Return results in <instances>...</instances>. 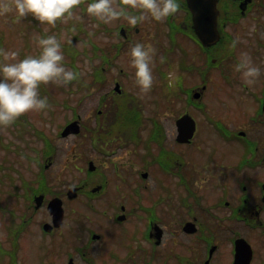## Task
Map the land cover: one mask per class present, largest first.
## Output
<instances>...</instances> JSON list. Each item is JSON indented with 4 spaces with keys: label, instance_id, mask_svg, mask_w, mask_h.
Returning <instances> with one entry per match:
<instances>
[{
    "label": "flooded vegetation",
    "instance_id": "af4514ba",
    "mask_svg": "<svg viewBox=\"0 0 264 264\" xmlns=\"http://www.w3.org/2000/svg\"><path fill=\"white\" fill-rule=\"evenodd\" d=\"M218 7L219 62L199 63L192 86H157L158 94L141 96L104 91L102 159L79 160L80 175L66 187L50 189L46 181L39 190L43 151L29 156L24 117L3 140L16 162L36 166L33 176L17 173L10 190L26 200L23 223L38 209L36 195H44L45 210L49 198L60 199L61 217L48 230L47 210L36 228L23 224L49 264H264V0H219ZM175 26L168 21L169 40ZM241 53L262 69L251 86L234 71ZM173 99L184 100L176 114ZM185 113L196 127L178 140L176 120Z\"/></svg>",
    "mask_w": 264,
    "mask_h": 264
},
{
    "label": "rangeland",
    "instance_id": "374dc122",
    "mask_svg": "<svg viewBox=\"0 0 264 264\" xmlns=\"http://www.w3.org/2000/svg\"><path fill=\"white\" fill-rule=\"evenodd\" d=\"M120 1L122 0H114L117 5H121ZM127 10L130 9L127 8ZM134 10L137 11L138 9ZM73 11L81 17L79 21L70 19L66 23H63L59 20L55 27L39 24L31 16L21 19H17L13 13L7 16H0V49L6 51L18 50L20 53L19 58L23 59L27 55L38 54L39 50L34 42V37L37 34L40 36L55 34L62 44L65 66L78 72L80 80L84 82L90 81L94 78L96 69L101 71L99 76L102 74L101 79L98 82H93V85L88 89H79L77 87L78 80L72 81L67 86L52 83L44 85L42 88L43 92L40 89V93L42 96H47L50 107L43 112H29L22 115L24 116L26 125L30 126L32 122L35 126L36 131L27 134V140H29V144H32L33 147L40 150L44 143L42 138L37 137L38 131L46 132L45 134L50 136L51 147L53 149L51 154L52 162L43 168L50 189H57L62 186L66 187L69 183H72L74 178L80 175L78 169L74 167V165H78L79 167V160L87 158H94V160L102 159L101 146L104 144L103 137L102 139H97L94 145L91 143V137L95 138L94 133H98L97 131L104 134V127L96 129L100 123L104 122V116L100 114L101 105L104 102V91L113 88L116 79H119L120 85L125 91L137 92L139 90L138 96L144 94L137 87L134 80V69L130 65V57L128 55L131 46L140 42L151 44L156 49L152 66L154 80L153 86L149 91L155 94H158L156 90L159 91L157 86L168 87L166 83H169V78L174 80L175 76H178V79L182 81V85L184 86H192L198 83L201 78L197 72L199 63L201 65H209L205 51L209 50L216 55V51L219 48L217 45L202 51L194 42V39L191 38L192 36L190 37L189 33H186L188 34L186 35L184 31L175 33V44L170 47L171 42L167 35L169 17L162 22L148 18L137 24V31L132 26L125 47L121 50L119 56L114 59L109 69L105 70L104 63L100 57L101 51L95 52L93 44L104 48V46L106 47L112 43H118L121 38L119 31L117 32L115 27L130 24L123 17L109 24H104L95 18L89 17L85 9L80 5L77 9H73ZM173 16L177 20H185L183 9H179ZM94 25L96 26L93 27ZM45 29H47V32ZM186 32H189V29ZM110 51L113 53L115 49L112 50L110 47ZM166 52L168 54L167 59L161 62L160 58ZM200 52H203V57L197 61ZM71 62L73 67L71 66ZM182 63L192 68L182 67ZM178 79L176 78L175 82H179L180 80ZM51 100L56 103L52 104ZM183 105V99H173L171 102L172 113L176 114L181 111ZM194 112L197 113L196 110ZM22 116L15 122L18 121L19 123ZM74 118H78L79 120L82 135L71 134L61 136L60 129L64 127L67 121ZM163 122L165 123L164 119ZM0 133L4 141L13 137V133L7 131L5 128L0 129ZM1 144L4 148H7V145L3 142ZM42 162L45 163L46 161L42 159ZM9 163L13 164L15 168L3 165ZM35 167V165H32V167L24 168L21 163L15 161L13 153L6 152L0 148V179L4 177V172H11L16 176L17 172L22 171L27 176L33 173V176L34 171H36ZM17 183L18 179L16 178H14L13 182H10L7 178H5L4 182L0 181V241L5 249H11L13 246L12 237L9 234L10 226L17 224L22 219V215L27 211L25 207L26 200L21 197V191L15 195L12 192L9 193V190L15 189L14 185H17ZM46 214L44 205L39 207L33 214L30 228H36L38 221L43 219ZM18 233L16 262L11 264H41L43 260L49 264L50 255L46 252V256H40L42 251L40 250L39 252L38 250L36 237L30 231H27L26 227L20 229ZM1 261L2 263L10 262L7 256L3 257Z\"/></svg>",
    "mask_w": 264,
    "mask_h": 264
},
{
    "label": "clouds",
    "instance_id": "9594fccd",
    "mask_svg": "<svg viewBox=\"0 0 264 264\" xmlns=\"http://www.w3.org/2000/svg\"><path fill=\"white\" fill-rule=\"evenodd\" d=\"M84 0H0V16L13 13L17 19L31 16L39 24L55 27L56 22L66 23L70 19H81L73 9ZM138 9L139 14H129L127 8ZM177 0H122V5L114 0H88L85 12L104 24L125 18L131 26L151 18L157 22L166 20L178 11ZM94 25L93 27H95ZM253 25L250 31L254 32ZM47 32V29H45ZM39 52L20 59L19 51L0 49V128L13 124L19 117L29 112H43L50 107L47 96H42L40 88L49 83L67 86L80 75L65 66L61 41L55 34L34 37ZM241 43L239 37L233 39L230 51ZM130 65L134 69V80L143 93L153 86V58L156 49L151 44L137 42L130 47ZM164 62V58H160ZM11 61V62H6ZM246 85H253L261 75L247 53H241L234 65ZM174 81L169 78L168 87Z\"/></svg>",
    "mask_w": 264,
    "mask_h": 264
},
{
    "label": "water",
    "instance_id": "95a60500",
    "mask_svg": "<svg viewBox=\"0 0 264 264\" xmlns=\"http://www.w3.org/2000/svg\"><path fill=\"white\" fill-rule=\"evenodd\" d=\"M188 8L192 13V28L198 36L200 42L204 46H212L220 39V32L217 26V18L219 15V9L217 7L218 0H186ZM123 32V29H121ZM115 89L119 91V85H115ZM195 97L198 96L196 93ZM178 128V140H184L191 136L195 122L188 114H184L177 119ZM79 131V124L77 120L69 122L62 130V135L68 133H76ZM89 168H93L92 162L89 164ZM75 188L68 189V196H72L71 192ZM43 195L35 197L36 205L38 207L42 202ZM47 210L52 215V221L55 222L56 218L61 217V204L60 199L57 197L51 198L47 203ZM45 229H49L47 225H44Z\"/></svg>",
    "mask_w": 264,
    "mask_h": 264
},
{
    "label": "trees",
    "instance_id": "16d2710c",
    "mask_svg": "<svg viewBox=\"0 0 264 264\" xmlns=\"http://www.w3.org/2000/svg\"><path fill=\"white\" fill-rule=\"evenodd\" d=\"M87 2H88V0H84V2H82L81 4H80V6L83 8V9H85L86 8V4H87ZM120 4L122 5V1H120ZM125 7V6H124ZM131 11H132V9H131ZM187 18H189V15H187ZM59 21V20H58ZM57 21V22H58ZM61 21V20H60ZM56 22V23H57ZM178 28V29H180V27L177 25V26H175V28ZM116 29H117V27H115ZM177 29V30H178ZM173 32H176V31H173ZM121 38V37H120ZM124 42H125V40H124ZM122 45H123V40L122 39H119V42L118 43H112V44H110V45H108V46H104V48H102V47H100V46H98V45H96V44H93V48H94V51L96 52V51H101L100 52V57H101V59H102V62L104 63V69L106 68V66H110L111 65V63H113V61H114V59L116 58V55H117V53H111V51H110V47H111V49L113 50V49H115V51H121V48H122ZM99 53V52H98ZM34 55H37V54H34ZM210 55H208V56H206V59H207V61H208V63H211L210 62ZM71 66H72V62H71ZM182 67H189V68H192L191 66H189V65H185V64H183L182 63V65H181ZM73 67V66H72ZM74 69V68H73ZM75 70V69H74ZM101 73V71L99 70V69H96L95 70V73H94V78H92L90 81H86V82H84V81H82V80H80V77H78L75 81H77L78 80V88L80 89V88H83V89H88L90 86H92L93 85V82H98L100 79H101V77H102V74L99 76V74ZM166 75V74H165ZM175 78H177L178 79V76H175ZM44 87V85H42L41 86V90H42V88ZM42 92H43V90H42ZM50 102H53V103H56L55 101H50ZM103 105H101V111H100V114H102L103 116H104V102L102 103ZM104 127V122H102V123H100L97 127H96V129H99V128H103ZM98 133H94V136H95V138H92L91 137V140H92V142L95 144L96 143V141H97V139H99V138H101L102 139V137L104 138V134H103V132H99V131H97ZM80 135H82V134H80ZM46 142V145H48V144H50V142L48 141V140H46L45 141ZM53 152V149L52 148H49V147H47V153H52ZM12 242H13V246H12V248L11 249H7L6 251H4L1 247H0V253L1 254H4V252H7L8 254H9V257H11V259H10V262L8 261V262H4V263H2V261L0 262V264H11V263H15L16 262V246H17V234H14L13 236H12ZM1 246V245H0Z\"/></svg>",
    "mask_w": 264,
    "mask_h": 264
}]
</instances>
